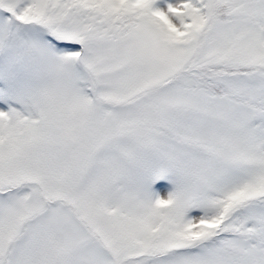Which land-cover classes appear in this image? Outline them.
<instances>
[{
    "label": "snow or ice",
    "instance_id": "snow-or-ice-1",
    "mask_svg": "<svg viewBox=\"0 0 264 264\" xmlns=\"http://www.w3.org/2000/svg\"><path fill=\"white\" fill-rule=\"evenodd\" d=\"M0 264H264V0H0Z\"/></svg>",
    "mask_w": 264,
    "mask_h": 264
}]
</instances>
